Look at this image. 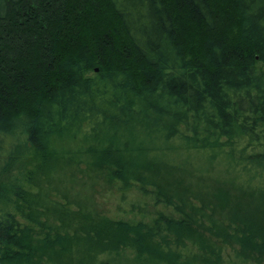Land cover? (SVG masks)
<instances>
[{"label": "trees", "instance_id": "obj_1", "mask_svg": "<svg viewBox=\"0 0 264 264\" xmlns=\"http://www.w3.org/2000/svg\"><path fill=\"white\" fill-rule=\"evenodd\" d=\"M0 264H264V0H0Z\"/></svg>", "mask_w": 264, "mask_h": 264}, {"label": "rangeland", "instance_id": "obj_2", "mask_svg": "<svg viewBox=\"0 0 264 264\" xmlns=\"http://www.w3.org/2000/svg\"><path fill=\"white\" fill-rule=\"evenodd\" d=\"M183 157L176 158V160L183 159ZM190 158L196 165H204L203 158L195 154ZM81 167H85V165L81 163ZM218 167H222V165ZM63 168V166H58L53 173L47 172L46 175L41 176L44 192H50L51 196L53 195L57 200L62 198L68 201L67 196H69L73 200L79 198L85 202L89 201L100 212L112 217H127L135 215V213L139 215L141 213L140 206L147 205L146 201L133 191L124 192L117 186L114 187L105 182L104 179L100 181L93 179L80 168V164L75 165V169H71L69 166ZM20 172L19 169L14 170V173L20 174ZM147 206L150 207L151 204ZM228 251L232 253V250Z\"/></svg>", "mask_w": 264, "mask_h": 264}]
</instances>
